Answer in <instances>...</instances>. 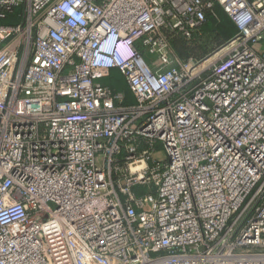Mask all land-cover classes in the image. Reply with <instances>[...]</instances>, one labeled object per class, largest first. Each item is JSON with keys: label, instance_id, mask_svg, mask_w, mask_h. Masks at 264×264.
<instances>
[{"label": "built area", "instance_id": "2783aa9c", "mask_svg": "<svg viewBox=\"0 0 264 264\" xmlns=\"http://www.w3.org/2000/svg\"><path fill=\"white\" fill-rule=\"evenodd\" d=\"M0 264H264V0H0Z\"/></svg>", "mask_w": 264, "mask_h": 264}, {"label": "rangeland", "instance_id": "374dc122", "mask_svg": "<svg viewBox=\"0 0 264 264\" xmlns=\"http://www.w3.org/2000/svg\"><path fill=\"white\" fill-rule=\"evenodd\" d=\"M218 21L220 24L221 21L223 22V26L220 31L211 28L208 31H201L197 33L190 41L181 39L173 43L172 47L175 54L183 61H187L189 59L201 61L206 58V56L217 50L236 32L235 27L227 24L228 20L226 18L221 20L218 19ZM222 29L229 31L230 33L233 32L232 36L227 37ZM157 156L163 158L164 155L159 154Z\"/></svg>", "mask_w": 264, "mask_h": 264}, {"label": "trees", "instance_id": "16d2710c", "mask_svg": "<svg viewBox=\"0 0 264 264\" xmlns=\"http://www.w3.org/2000/svg\"><path fill=\"white\" fill-rule=\"evenodd\" d=\"M217 11H218V14H219V19L221 20V19H227L228 20V23L227 24H229V25H231V26H233V27H235V25L228 19V17L225 15V13L220 9V8H217ZM222 21H221V24L219 23V21H218V19H214V18H208V20H207V22L205 23V25L203 26V28L201 29V31H208V30H210L211 28L212 29H217V30H221V28H222ZM219 24V25H218ZM235 30H236V27H235ZM234 30V31H235ZM201 31H199V32H201ZM222 31H224V34L227 36V37H230V36H232V34H233V32H229V31H227V30H224V29H222ZM198 32V33H199ZM235 34V33H234ZM233 34V35H234ZM196 35V34H195ZM194 35V36H195ZM194 38V37H193ZM182 38H178V39H175V40H173V43H175L176 41H179V40H181ZM184 40V39H183Z\"/></svg>", "mask_w": 264, "mask_h": 264}, {"label": "crops", "instance_id": "0c3cea01", "mask_svg": "<svg viewBox=\"0 0 264 264\" xmlns=\"http://www.w3.org/2000/svg\"><path fill=\"white\" fill-rule=\"evenodd\" d=\"M115 80L112 81L113 87L117 90L125 91L127 96H130L126 83L118 73H114Z\"/></svg>", "mask_w": 264, "mask_h": 264}, {"label": "bare ground", "instance_id": "6f19581e", "mask_svg": "<svg viewBox=\"0 0 264 264\" xmlns=\"http://www.w3.org/2000/svg\"><path fill=\"white\" fill-rule=\"evenodd\" d=\"M33 195V194H32ZM43 198H45V196H43Z\"/></svg>", "mask_w": 264, "mask_h": 264}]
</instances>
